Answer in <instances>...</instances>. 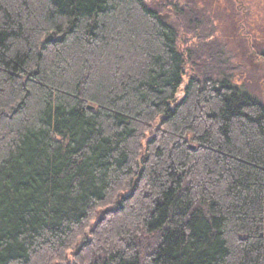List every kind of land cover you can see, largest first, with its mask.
Segmentation results:
<instances>
[{
  "label": "trees",
  "instance_id": "trees-1",
  "mask_svg": "<svg viewBox=\"0 0 264 264\" xmlns=\"http://www.w3.org/2000/svg\"><path fill=\"white\" fill-rule=\"evenodd\" d=\"M208 25L0 0V264H264V99Z\"/></svg>",
  "mask_w": 264,
  "mask_h": 264
},
{
  "label": "rangeland",
  "instance_id": "rangeland-1",
  "mask_svg": "<svg viewBox=\"0 0 264 264\" xmlns=\"http://www.w3.org/2000/svg\"><path fill=\"white\" fill-rule=\"evenodd\" d=\"M219 5H210L216 17L207 40L219 44L235 83L247 85L264 99V0H239L229 12Z\"/></svg>",
  "mask_w": 264,
  "mask_h": 264
},
{
  "label": "flooded vegetation",
  "instance_id": "flooded-vegetation-1",
  "mask_svg": "<svg viewBox=\"0 0 264 264\" xmlns=\"http://www.w3.org/2000/svg\"><path fill=\"white\" fill-rule=\"evenodd\" d=\"M148 1L151 5L156 6L158 8L159 17L165 22L173 21L178 11L187 12L188 9L195 8L208 21L209 24L208 30L205 31L204 34H202L203 32L202 29L199 30L201 36H205L206 38L209 36L208 31L210 30L209 28L213 24L212 21H215L214 18L216 17L215 12L212 11L210 5H214V4L219 5V3H223L225 6H223L222 8H226L228 12L230 7L234 8V3L238 2V6H239V0H217L213 4H210L211 0H148Z\"/></svg>",
  "mask_w": 264,
  "mask_h": 264
}]
</instances>
